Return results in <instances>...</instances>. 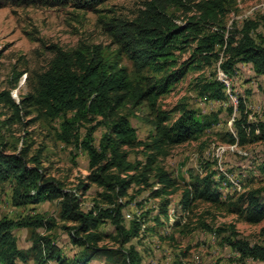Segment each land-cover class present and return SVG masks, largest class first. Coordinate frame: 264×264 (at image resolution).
Listing matches in <instances>:
<instances>
[{
    "label": "trees",
    "instance_id": "trees-1",
    "mask_svg": "<svg viewBox=\"0 0 264 264\" xmlns=\"http://www.w3.org/2000/svg\"><path fill=\"white\" fill-rule=\"evenodd\" d=\"M106 1L0 0V9L70 7L98 12L97 7ZM241 1L245 0H146L131 19L100 16L102 29L116 46L115 52L82 41L70 50L52 45L45 68L28 77L25 96L15 103L10 99V90L0 93V102L11 111V119L18 121L22 112L29 111L42 123H56L55 140L83 151L88 159V174L76 186L67 188L46 171L39 154L30 155V146L24 140L25 146L18 148L0 138V185L9 183L11 205L25 208L56 202L58 207L56 218L44 214L1 218L0 264H90L94 259H112L115 255L123 264H141L140 254L129 245L139 236L140 221L133 219L125 225L124 199H132L130 191H146L148 198L160 199L159 214L168 219L169 197L180 188L161 160L174 147L197 140L217 123L185 104L171 111L161 110L158 98L169 94L189 72L216 64L228 76L235 73L237 64H250L255 76H264V35L258 33L260 29L264 31V14L241 24H228L229 15L236 12ZM185 53H189L188 58L180 61ZM123 58L131 70L122 64ZM20 76L21 73L13 74L11 89L17 86ZM199 94L208 100H225L224 85L214 73L202 81ZM238 104L240 120L235 121V131L243 146L247 137L242 126L244 106L241 101ZM142 110L152 128L145 141L137 139L130 121L133 111ZM174 113L178 116L171 119ZM98 129L102 134L95 144ZM249 134L253 143L264 142V122L251 126ZM236 141L228 135V144ZM133 151L140 155L139 160L129 159ZM188 176V184L180 190L182 210L202 202L251 225L264 221V201L258 190L222 201L212 173L189 172ZM91 186L98 191L91 208L84 211L81 197ZM154 220L159 222V218ZM106 223L113 227L111 239L117 245L114 251L99 246L108 237L101 231ZM55 227L65 231L71 244L79 249L70 260L62 257L49 234ZM200 227L218 235L227 233V227ZM20 229L30 231V247L26 250L19 249L13 235ZM185 229L180 233H186ZM230 229L222 243L241 260L264 263V245L242 240L232 226Z\"/></svg>",
    "mask_w": 264,
    "mask_h": 264
},
{
    "label": "rangeland",
    "instance_id": "rangeland-1",
    "mask_svg": "<svg viewBox=\"0 0 264 264\" xmlns=\"http://www.w3.org/2000/svg\"><path fill=\"white\" fill-rule=\"evenodd\" d=\"M144 1L146 0H108L97 7L98 12L77 11L70 7L0 9V93L10 90V99L15 103L25 96L28 77L34 71L45 68L51 56L49 48L52 45L70 50L82 41L115 52L116 46L102 29L100 16L131 19ZM174 13L181 14L177 11ZM261 14H264V0L241 1L236 12L229 15L228 24L232 21L241 24L243 20H254ZM258 33L264 35L262 29ZM253 37L256 39L255 35ZM188 54H183L180 61L187 59ZM122 64L131 70L132 67L125 58L122 59ZM16 73H21V76L17 86L11 89L12 76ZM213 73L224 85L223 101L208 100L199 94L202 81ZM239 101L244 106L242 126L247 134L246 144L243 146L239 145L235 131V121L240 120ZM178 104H185L201 116L210 117V120H217L197 140L174 147L170 155L161 160V165L178 182L180 190L188 184L189 172H210L222 201L252 190H258L264 201V142L253 143L249 134L251 126L264 122V76H255L250 64H237L235 73L229 76L219 69L218 64L203 67L189 72L173 86L169 94L158 98L161 110L171 111ZM26 112L21 113L18 121L11 119V111L0 102L1 140L10 147L17 145L18 148L25 146L24 140L30 146V155L39 154L43 167L52 177L62 181L67 188H73L88 174L86 154L55 140L56 123L47 125L36 120L33 113ZM133 113L130 121L137 139L148 140L152 128L146 123L145 111ZM177 116L174 113L171 119ZM101 134V129L94 134L95 144ZM229 134L237 140L233 145L227 143ZM256 134L258 133L255 132ZM135 158L139 160L141 157L133 151L129 159L133 161ZM180 190L169 197L168 219L159 214L160 199L148 198L146 191L140 194L130 191L132 199H124L123 202H127L123 209L125 225L128 226L133 219L140 221L139 236L129 245L140 254L141 264H264L241 260L230 247L222 243V237L230 235L232 226L238 238L264 245V221L251 225L237 215L202 202H196L191 209L184 211L179 205ZM97 191L95 186H91L81 197L82 210L91 208ZM10 193L9 183L0 185V219H17L28 214H44L52 218L58 215L56 202L14 208L10 203ZM154 218H159V222ZM176 223L178 226H175ZM200 224L207 225L211 230L227 227V233L218 235L200 227ZM182 229L186 233H180ZM101 231L108 237L99 246L116 250L117 245L111 239L113 227L106 223ZM38 232L45 233L43 230ZM49 234L64 259H72L79 251L71 244L67 233L59 227H55ZM13 235L19 249L26 250L30 247L29 230H15ZM90 264L123 263L121 257L115 255L112 259H94Z\"/></svg>",
    "mask_w": 264,
    "mask_h": 264
}]
</instances>
